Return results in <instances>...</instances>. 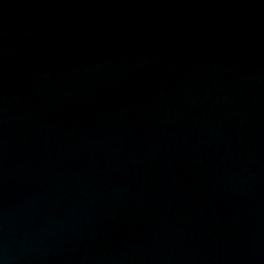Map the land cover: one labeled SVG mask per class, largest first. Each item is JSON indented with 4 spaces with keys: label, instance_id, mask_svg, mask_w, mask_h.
Segmentation results:
<instances>
[{
    "label": "water",
    "instance_id": "obj_1",
    "mask_svg": "<svg viewBox=\"0 0 264 264\" xmlns=\"http://www.w3.org/2000/svg\"><path fill=\"white\" fill-rule=\"evenodd\" d=\"M0 264H264V0H0Z\"/></svg>",
    "mask_w": 264,
    "mask_h": 264
}]
</instances>
